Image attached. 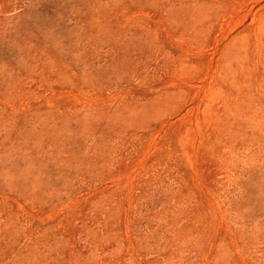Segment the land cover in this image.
<instances>
[{"label": "rangeland", "instance_id": "rangeland-1", "mask_svg": "<svg viewBox=\"0 0 264 264\" xmlns=\"http://www.w3.org/2000/svg\"><path fill=\"white\" fill-rule=\"evenodd\" d=\"M0 264H264V0H0Z\"/></svg>", "mask_w": 264, "mask_h": 264}]
</instances>
